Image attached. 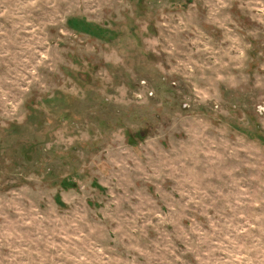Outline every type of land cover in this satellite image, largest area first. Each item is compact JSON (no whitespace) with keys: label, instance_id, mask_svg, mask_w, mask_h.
Masks as SVG:
<instances>
[{"label":"rangeland","instance_id":"1","mask_svg":"<svg viewBox=\"0 0 264 264\" xmlns=\"http://www.w3.org/2000/svg\"><path fill=\"white\" fill-rule=\"evenodd\" d=\"M0 264H264V0H0Z\"/></svg>","mask_w":264,"mask_h":264}]
</instances>
